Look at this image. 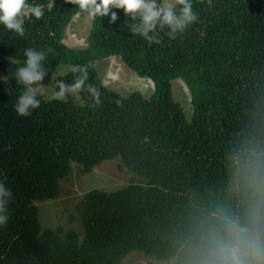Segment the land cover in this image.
<instances>
[{
	"label": "trees",
	"instance_id": "16d2710c",
	"mask_svg": "<svg viewBox=\"0 0 264 264\" xmlns=\"http://www.w3.org/2000/svg\"><path fill=\"white\" fill-rule=\"evenodd\" d=\"M26 2L44 15L26 18L23 36L0 24V183L12 193L0 264H127L138 251L158 261L144 264H205L227 219L254 226L264 241V0H190L198 20L176 39L158 28L160 43L131 34L138 21L113 9L117 21L92 18L81 47L65 42L78 7ZM25 48L46 52L44 81L58 68L57 79L71 83L73 67L87 65L101 103L86 91L45 96L19 116L13 74ZM112 56L150 79L153 92L107 86L96 62ZM178 79L190 114L174 96ZM107 160L127 184L86 191L80 228L45 226L39 204L60 198L76 170L89 175Z\"/></svg>",
	"mask_w": 264,
	"mask_h": 264
},
{
	"label": "clouds",
	"instance_id": "9594fccd",
	"mask_svg": "<svg viewBox=\"0 0 264 264\" xmlns=\"http://www.w3.org/2000/svg\"><path fill=\"white\" fill-rule=\"evenodd\" d=\"M79 8L82 13L95 18L110 17V23L114 24L117 13L113 9H122L126 17L138 21L131 24L129 30L133 35H140L149 43H160L157 29L167 28V35L176 39L187 27L198 20L193 11L190 0H65ZM181 6L177 11L176 6ZM54 0L48 5L52 8ZM44 15L40 5L28 4L26 0H0V24L8 30L14 31L19 36L25 33V19L35 17L40 19ZM48 51H51L50 49ZM25 60L17 66L14 78L20 92L15 104V111L21 117H27L41 106V97L48 94V89H53L51 98L66 101L69 96L86 91L94 104L101 103L99 89L88 83L89 73L87 65H76L72 71L78 72L73 82L67 83L60 76L59 69L52 74L53 84L46 86L43 81L47 72L44 70L46 52L33 48H25ZM15 63V61H13ZM7 80V78H4ZM12 193L0 183V226L7 224L9 220L8 204ZM253 228L243 226L236 220L224 221L223 232L211 239L209 259L205 264H264V241Z\"/></svg>",
	"mask_w": 264,
	"mask_h": 264
},
{
	"label": "rangeland",
	"instance_id": "374dc122",
	"mask_svg": "<svg viewBox=\"0 0 264 264\" xmlns=\"http://www.w3.org/2000/svg\"><path fill=\"white\" fill-rule=\"evenodd\" d=\"M159 1L157 3L163 2V0ZM173 1L169 0L171 3ZM91 22L92 17L82 12L78 13L67 27L65 42L72 47L85 46L90 33ZM96 66L104 83L123 94L140 91L149 96L154 90V83L150 79L135 73L118 56L98 61ZM56 70H51L47 79L43 82L46 86L54 83L52 74ZM60 73H63V71ZM173 90L175 98L182 103L186 112L190 114L192 108L187 85L182 79H178L173 84ZM52 91L53 89L49 87L46 97L51 98ZM127 182V174L124 171H120L118 163L113 160L105 161L89 175H83L76 170L69 179L63 182L64 189L60 198L39 204L41 221L45 226L61 224L67 227L75 226L80 228L81 221L77 206L86 191L94 187L109 190L115 189L127 184ZM151 260L158 262L153 257L145 256L138 251L128 256L127 264H144Z\"/></svg>",
	"mask_w": 264,
	"mask_h": 264
}]
</instances>
